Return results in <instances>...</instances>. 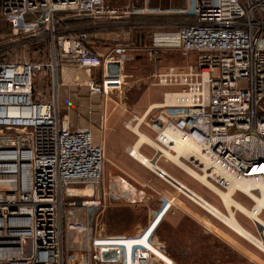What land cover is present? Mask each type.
<instances>
[{
  "label": "built area",
  "instance_id": "2783aa9c",
  "mask_svg": "<svg viewBox=\"0 0 264 264\" xmlns=\"http://www.w3.org/2000/svg\"><path fill=\"white\" fill-rule=\"evenodd\" d=\"M144 2L111 6L106 0H0V18L12 36L47 37L52 50L48 66L0 62V264H151L158 258L135 245L128 260L124 245L100 241L95 222L101 193L93 197L97 182L88 171L98 167L102 184L103 148L89 129H70L53 103L34 99V78L45 67L53 72L54 88L71 84L86 87L90 96L108 97L124 85L121 52L144 50L153 61L164 49L192 56L191 63L152 75L154 86L168 89L161 106L147 111L141 122L131 115L129 123L144 124L155 133L154 142L168 151L173 141L165 133L173 130L239 178L255 179L264 187V0H186L187 8L177 13L190 20L175 30L153 32L149 44L131 42L127 31L117 34L115 45L98 46L83 30H56L72 19L124 22L141 12ZM109 63L119 64L118 75H107ZM95 70L103 71L100 82L92 77ZM132 148L129 156L135 159ZM154 173L166 182L165 171ZM74 185L90 186L93 198L75 203L84 223L62 227L63 200ZM67 233L85 239L73 247ZM109 238L126 237L104 239ZM111 249L118 251L117 262L103 261L102 251Z\"/></svg>",
  "mask_w": 264,
  "mask_h": 264
},
{
  "label": "rangeland",
  "instance_id": "374dc122",
  "mask_svg": "<svg viewBox=\"0 0 264 264\" xmlns=\"http://www.w3.org/2000/svg\"><path fill=\"white\" fill-rule=\"evenodd\" d=\"M106 1L117 6H125L128 4V0ZM173 1L174 0H145L144 4L139 6L142 11L130 16V18L125 21L127 23L131 21V23L139 24L138 26H131L130 29H128L130 33L127 31L130 35L131 42L140 41L149 44V37L153 32L175 30L177 28L176 24L182 23V16H170L171 14H168V10H170L174 4ZM135 19L137 20L135 21ZM171 19L174 25L167 24L171 22ZM153 22L163 25L149 27ZM69 23L72 24L70 27L74 28L76 20L72 19ZM61 25L62 24H60V26ZM60 26L57 27L56 30H61ZM4 35L7 38L5 40H0V62L28 61L42 63L47 66L51 64L52 50L49 38L45 37L32 41L27 38H21L18 35L12 36L9 27L0 18V37L2 38ZM161 51L156 61L149 60L144 50H130L126 51L127 53H119L123 58L122 60H127L129 63L138 57L136 58V63L133 62V64H130L129 68L127 67L126 69L127 72L125 73H127L128 77L125 78L126 80L121 92H115L113 95L108 92V97L92 96V101H97L100 106V113H103V115L105 114L107 118V122L104 126H107V129L114 126L121 127L120 129L122 131H126L133 135L135 138L134 142H136L138 138L131 129L136 125H138L137 128L139 132L154 141L155 133L144 126V124H137L136 122L129 123L131 115L137 117L143 116L145 109L141 108L143 103L142 97L147 95V92L155 89L152 93L154 97L162 90L153 85L152 75L157 71L164 70L165 66L182 67L193 61L192 56L185 57L179 52L165 49ZM51 72L52 70L50 67H45L41 72L36 74L33 84L35 100H43V98H46L47 101L51 100ZM151 72L152 75L150 74ZM76 87L78 88L79 86ZM167 91H162L161 101H159L160 104L162 103L163 95ZM95 98L98 100H94ZM72 108L67 106V109L64 111ZM72 110L75 111V118L79 121L78 119H80L79 117L81 115L79 114V108L75 106ZM79 122H77V124H79ZM100 126L99 130L102 131L101 127H103V125ZM132 146L130 145V148ZM150 149L152 152L157 151L155 148ZM159 156L158 158H161L160 163L165 166L167 165L166 167H161V169L186 185L197 195L204 198V200L212 206L216 207L224 214L226 213L221 200L216 194L206 189L200 182L167 161L162 155L159 154ZM182 161L186 163L184 160ZM107 166L104 158L103 178L102 184L100 182V185L102 189L101 192L104 191L105 194L104 192L101 193L102 207L97 211L98 217L95 222L97 225L98 237L102 238L100 239L101 242L117 246L124 245L128 251H131L132 247L135 245L144 246L145 248L148 247L150 252L153 253L155 257H158L157 261L153 259L155 263H160L158 262V259H160L167 264H173V259L175 264H253V262L264 264L263 252L235 234L187 197L175 194L177 199L167 212L165 218L161 222L157 220L156 214L168 196L170 197L173 193V188L168 183L161 180L149 168L144 165H142L143 167ZM191 168L197 170L198 173H202L194 167ZM118 178L123 179L128 186L139 193L153 194L151 202L146 204L142 200L138 203L130 204L118 199L116 195L108 192V183ZM154 186L160 190L159 194L151 191L150 187ZM87 188L88 186L86 185H74L72 187V189H74V194L66 196L63 200L62 227L63 225L65 226L66 222H68L67 219L71 216L75 217L73 220H76V217L80 219V217L84 216L83 210L75 203L90 200L99 194L98 191H95L93 195V192L87 190ZM224 189L225 187H220L221 191H225ZM233 199L243 204L248 209L254 205V202L250 198L240 192H236ZM233 212L236 220L241 226H243L241 222L243 223L242 219H244L248 223L249 228L253 230V233L251 232L252 234L256 237L262 236L264 238L263 228L259 227L238 211L233 210ZM192 214L195 215L198 220L195 219ZM260 216L264 221V211H261ZM66 235L71 242H73L72 246H77V248L85 239L76 234L67 233ZM103 237L126 238L104 239ZM150 237L152 242L150 241ZM63 241H65L64 236ZM156 245L161 248V250L158 249ZM67 247H69V245ZM77 248L72 250L76 252Z\"/></svg>",
  "mask_w": 264,
  "mask_h": 264
},
{
  "label": "crops",
  "instance_id": "0c3cea01",
  "mask_svg": "<svg viewBox=\"0 0 264 264\" xmlns=\"http://www.w3.org/2000/svg\"><path fill=\"white\" fill-rule=\"evenodd\" d=\"M128 2H129V0H128ZM173 3L174 4H173L172 8H170V10H168V13L174 12V14L170 15V16H182L181 17L182 23H179V24H176V25H180V24L188 22L190 20V18L184 17L183 15H179L177 13V11L180 12V10H184V9L187 8L186 0H174ZM108 4H110V3H108ZM110 5L111 6H117V5H113V4H110ZM66 23H68V24H66V25L63 24L64 26L60 27L61 30H66V31H69L70 33H72V31H74V30H76V31L83 30V31H85V32H87L89 34L90 43L92 45H98V46L112 45V44L115 45L117 40H119L118 35H117L119 32L128 31L130 33V31L128 29H130L131 26H134V25L138 26L139 25L138 23H131V21H129L127 23L125 21L124 22L123 21H121V22H117V21L116 22H114V21L111 22V21H92V20H83V19H81V20H76L75 27L73 28V27H70L72 25L71 23H69V22H66ZM153 23L150 24L149 27L150 26H155V25H163L161 23H155V22H153ZM167 24L168 25H174V22L171 19V22H169ZM122 53H124V52H122ZM120 57L122 58V56H120ZM136 58H138V57H136ZM136 58L130 63L127 60H125L123 62L124 65L122 64V71L121 72H122L123 77H124V82L126 80L125 78L128 77L127 73H125V72H127L126 69H127V67L129 68L130 64H133V62L136 61ZM165 68H166V66L164 67V69ZM150 74L152 75V72ZM102 75H103V71L102 70H95L93 72V74H92V77H93L95 82H100V80L102 78ZM52 76H53V72H51V81H52ZM159 88L162 89V90H161V92L158 95H156L154 97L152 96L153 90H155V89H153V90L147 92V95L142 97V102L143 103H142L141 108L145 109L144 114L147 111H151L152 109L157 108L158 105H161L159 101H161V96H162V93H163L162 91H167V89L166 88H162V87H159ZM51 90H52L51 100L47 101L46 98H43V100L46 101V102H51V103L54 104L55 112L58 115V118L60 120H64V121L68 122V125H69L70 129H72V130L89 129L90 131H92L95 143L98 144V145H101L102 148H103L105 162H106V164L109 167H143L141 165V163L137 161L138 160L137 158L134 159L131 156H129V150L128 149L130 148V145L132 146V144H133V148L135 149V151H136V153L138 155H140L142 157H145L147 159H150L151 161H154L157 164V166L159 167V169L162 170L163 172L165 170L161 169V167H166L167 165L165 166V165H162L160 163V159L161 158H158V157H160L159 154L161 153L160 155H162V151H167L170 154H172L173 156L175 155L172 151L161 149L157 145L156 142H154L148 136H146V135L142 134L141 132H139V130L137 128L138 125H136L135 127H132V129H131L133 131V133L138 138L136 142H134L135 138L133 137V135L127 133L126 131H122L120 129L121 127L119 128L118 126L117 127L114 126V127H110V128L107 129V126L106 127L104 126V124L107 122V118L105 117V114L103 115V113H100L101 109L99 108L100 106L98 105V102L97 101H92L93 97L88 94V91H87L86 88H82V87H78L77 88L76 86H72L71 84H69V85L67 84V85L58 86V88H54L53 85H52ZM96 99L97 98H95L94 100H96ZM67 106H69L71 108L72 107L75 108V106H76V107L79 108V114H81V115L79 117L80 119H78V120L80 122L77 121V119L75 118L76 113H75V111L72 110L73 108L69 109L67 111H64L65 109H67ZM142 117H144V116L138 117L139 118V122L142 121ZM77 122H79V124H77ZM100 124H101V126L103 125V127H101ZM99 126L102 128L103 132L99 130ZM151 147L155 148L156 150H158L160 152H158V151H153L152 152V150L150 149ZM162 157L165 158L167 161L171 162L177 168L181 169L179 166H177L172 161L167 159L164 155H162ZM182 160H184V158L180 157L179 161L184 163ZM184 164H186V163H184ZM193 170H195V169H193ZM167 175L171 179L173 178L168 173H167ZM175 180L178 182L177 179H175ZM154 187H150L151 191L153 193H158L159 194L160 190L158 188H156V187L154 188ZM185 187H186V185H185ZM186 188L189 189L188 187H186ZM100 189H101V185H100ZM107 190H108V192L116 195V197L118 199L123 200L126 203H130V204H135V203H138V202H140L142 200H143L144 203L149 204L151 202L152 196H153V194L152 195H149L148 193L143 194V193H139V192L133 190L121 178L120 179L119 178L118 179H114L113 181L109 182L108 186H107ZM176 191L177 190L175 189V193L171 194L170 197H168L166 199V201L164 202V204L161 206V208L159 209L158 213L156 214L157 217L156 216L155 217L157 218V220H160V222L165 218V216L167 215V212L169 211L171 206L174 204V201H176L177 198H176L175 194L176 195L178 194ZM102 192H104V191H102ZM190 192L191 193H189V195L190 194L191 195L195 194L193 191H190ZM104 194H105V192H104ZM234 195L232 196V200L238 205V207L237 206H230L229 208H227L225 206L223 201L217 195L219 197V199L221 200V203H222V205H223V207H224V209L226 211L225 214L223 212H221L219 209H217L216 207L212 206L206 200L205 201L211 207H213L219 213H221L223 216H227L228 217L230 215V213H231L232 217L234 218V220L236 222V224L245 233H247V235L251 236L252 238H254L257 241H261L262 242L263 239L261 237H256L254 234H252L253 230H251L249 228L248 223L244 219H242V221L245 224H243L241 221L240 222L246 229L243 226L240 225V223L236 220L234 212H233V210H236L240 214L244 215L245 217H247L248 219H250L254 223H256V222H258L257 220L250 218L246 213H243V211L241 210V209H243L246 212H248V211L252 210V208L254 207L255 203H253L254 205L250 209H248L243 204H241L238 201L234 200L233 199ZM188 198L192 202H194L191 199V197L188 196ZM261 211H264V210H261ZM261 211L259 212L257 217L259 218L260 221H262L264 223V221L261 219V216H260ZM192 216L195 219L198 220V218L195 215L192 214ZM73 219H75V217L71 216L67 220H68V222L78 221V222H82V223H84L85 220H86L85 215L83 217H80V219H77V217H76V220H73ZM217 220L219 222H221L219 219H217ZM261 226L264 229V226L263 225H261ZM238 236H240V235H238ZM240 237L245 239L246 241H248L245 237H242V236H240ZM248 242L251 243L253 246H255L257 248V246L254 243H252L250 241H248ZM172 261H173V264H175L173 259H172ZM151 264H160V263L153 262ZM253 264H260V263L253 262Z\"/></svg>",
  "mask_w": 264,
  "mask_h": 264
},
{
  "label": "bare ground",
  "instance_id": "6f19581e",
  "mask_svg": "<svg viewBox=\"0 0 264 264\" xmlns=\"http://www.w3.org/2000/svg\"><path fill=\"white\" fill-rule=\"evenodd\" d=\"M159 105L158 107H160ZM157 107V108H158ZM165 136L170 140L173 141V144L170 145L169 148L174 151V156L170 154L167 151H162V155H164L167 159L172 161L174 164L179 166L185 173H187L190 177L195 179L196 181L200 182L206 189L209 191L217 194L220 199L223 201L225 206L229 208L230 206H237L238 205L232 200V196L236 192L243 193L247 197H249L252 201H254L255 205L252 208V210L246 212L245 210L241 209L243 213H246L250 218L257 220L261 225L264 226V223L259 220L257 217L259 212L261 210H264V187L262 184H260L255 179H243L239 178L233 171L228 169L227 167L223 166L220 163H217L216 161H213L206 157L198 148L196 144L193 142H190L185 138L184 136L180 135L179 133H176L173 130H168L165 133ZM143 139V138H142ZM176 142V143H175ZM149 143V142H148ZM161 148V147H160ZM133 149V156L138 159V161L145 165V167L149 168L153 172H157L161 175L163 173L162 170L159 169V167L156 165L154 161H149V159L142 157L138 155ZM162 149V148H161ZM170 149V150H171ZM167 150V149H164ZM176 152V153H175ZM183 157L184 160L187 162L195 163L197 167L196 169L200 170L202 173H198L196 170H193L190 168V166L187 164H184L179 161V158ZM26 166V165H25ZM27 168V167H25ZM260 173L264 172V167L260 168ZM91 174V178L97 182L96 184V190L101 193L100 189V183L98 182L101 178V174L98 173V167H94V170L88 171ZM94 176V177H93ZM164 179L166 182H170V184L178 191H182L184 195L188 198L191 197V199L198 205L200 208L204 209L206 212H208L211 216H213L216 219H219L227 228H229L231 231L235 232L236 234L245 237L248 241L254 243L257 248L264 253V238L260 236L263 241H257L251 236L247 235L235 222L234 218L232 217V214L227 216H223L221 213H219L216 209L211 207L203 198L200 196L193 194L189 195L190 190L185 187V189H180L179 185L169 176H164ZM168 182V183H169ZM225 187V191H221L220 187ZM87 190L92 191V188L88 186ZM188 190V191H187ZM70 194H74V189L72 187L68 190ZM76 192V191H75ZM256 222L259 227L262 228V226ZM264 230V229H263ZM261 235V233H260ZM106 246H117V245H110L108 243H105ZM148 249V247H147ZM149 250V249H148ZM127 251L128 260L131 256V251ZM150 251V250H149Z\"/></svg>",
  "mask_w": 264,
  "mask_h": 264
},
{
  "label": "water",
  "instance_id": "95a60500",
  "mask_svg": "<svg viewBox=\"0 0 264 264\" xmlns=\"http://www.w3.org/2000/svg\"><path fill=\"white\" fill-rule=\"evenodd\" d=\"M107 75H118L119 74V64L109 63L106 67ZM102 260L105 262H117L118 251L116 249L103 250L101 253ZM153 263V262H151Z\"/></svg>",
  "mask_w": 264,
  "mask_h": 264
},
{
  "label": "trees",
  "instance_id": "16d2710c",
  "mask_svg": "<svg viewBox=\"0 0 264 264\" xmlns=\"http://www.w3.org/2000/svg\"><path fill=\"white\" fill-rule=\"evenodd\" d=\"M136 20H137V19H135V21H136ZM63 24L66 25V24H68V23L65 22V23H63ZM63 24H62V26H60V27H63V26H64Z\"/></svg>",
  "mask_w": 264,
  "mask_h": 264
}]
</instances>
